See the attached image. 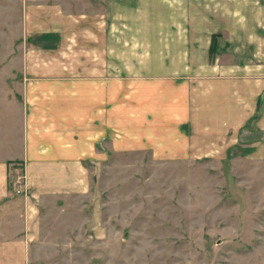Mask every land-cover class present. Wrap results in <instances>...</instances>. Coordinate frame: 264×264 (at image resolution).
<instances>
[{
	"label": "crops",
	"instance_id": "crops-1",
	"mask_svg": "<svg viewBox=\"0 0 264 264\" xmlns=\"http://www.w3.org/2000/svg\"><path fill=\"white\" fill-rule=\"evenodd\" d=\"M102 1L104 11L72 20L83 57L59 58L67 28H45L31 37L45 58L25 59L0 90V264H33L62 242L49 228L79 225L49 216L78 214L85 164L112 146L164 162L264 163V0H203L200 12L202 0H124L131 11L114 28L113 2ZM262 228L253 253L264 262Z\"/></svg>",
	"mask_w": 264,
	"mask_h": 264
},
{
	"label": "rangeland",
	"instance_id": "rangeland-1",
	"mask_svg": "<svg viewBox=\"0 0 264 264\" xmlns=\"http://www.w3.org/2000/svg\"><path fill=\"white\" fill-rule=\"evenodd\" d=\"M111 1L112 28L124 27L122 11H131L129 4ZM197 2L200 12L203 0ZM104 8L102 0H0V90L23 76L25 59L45 58L31 46V37L45 28H67L59 58L74 60L76 50L82 56L81 43H73L81 26L73 23ZM129 64L119 69L130 71ZM108 153L104 162L85 164L89 188L80 197L78 214L74 206L73 215L49 216L52 223L72 218L78 227L49 228L62 242H49L33 264H264L262 252L253 253L256 245L263 249V162L230 155L164 162L145 150L114 146ZM19 171L16 182L23 176ZM16 186L23 190L21 183Z\"/></svg>",
	"mask_w": 264,
	"mask_h": 264
},
{
	"label": "built area",
	"instance_id": "built-area-1",
	"mask_svg": "<svg viewBox=\"0 0 264 264\" xmlns=\"http://www.w3.org/2000/svg\"><path fill=\"white\" fill-rule=\"evenodd\" d=\"M23 179H24V177L21 176V179H20L21 181L18 180V181L16 182V184H17V183H22V182H23ZM16 191H17L18 193H19V192H22L21 189H16Z\"/></svg>",
	"mask_w": 264,
	"mask_h": 264
},
{
	"label": "trees",
	"instance_id": "trees-1",
	"mask_svg": "<svg viewBox=\"0 0 264 264\" xmlns=\"http://www.w3.org/2000/svg\"><path fill=\"white\" fill-rule=\"evenodd\" d=\"M214 46H215V43H214V41L211 43V46H210V49L212 50L213 48H214Z\"/></svg>",
	"mask_w": 264,
	"mask_h": 264
}]
</instances>
